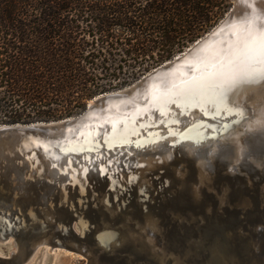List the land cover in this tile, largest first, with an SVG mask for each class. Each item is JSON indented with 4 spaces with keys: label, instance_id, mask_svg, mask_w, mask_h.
<instances>
[{
    "label": "water",
    "instance_id": "1",
    "mask_svg": "<svg viewBox=\"0 0 264 264\" xmlns=\"http://www.w3.org/2000/svg\"><path fill=\"white\" fill-rule=\"evenodd\" d=\"M230 1L232 6L223 19L207 34L186 48L183 53L154 68L131 85L95 97L80 115L50 122L0 125V221L3 224H0L2 225L0 233L2 237L10 234L9 231L13 227L5 219V216L18 214L28 218L27 223L24 221L19 224L23 235L25 232L29 233L28 239H37L42 232H46L48 235H52L51 239L55 245L80 252L87 258L88 264H161L160 260L149 256L153 247L148 242L151 237L157 235V231L151 227V218L153 219L151 214H158L157 216L160 215L165 219V215L174 213L171 211L172 206L181 207L173 201L179 192L178 180L167 186L170 190L169 195L161 196L164 198L161 200L162 204L165 205L164 208H160L158 211L153 210L155 212L141 209L132 215L134 218H131L132 212L127 210L128 186L125 188V185L131 180L133 181V177L131 175L130 179H126L124 176L123 179L115 181L113 176L120 169H123L121 171L128 169L126 166L128 164L136 165L139 160H143L144 154H151L152 158H158V154L165 152V148L174 147L173 150L177 156L171 160V164L175 167H167L160 172H166L170 177H176V171L181 164L178 162V158L187 161L191 169L198 166L194 165L198 159L195 155L199 149L198 146L189 150V146L193 145L190 143L183 149L184 143L174 141L169 146L164 144L156 149L149 148L147 153H141L143 152L141 150L146 151L145 147L141 149L131 144L134 149H141L137 151L138 155L134 154L133 157L136 158L132 159V156L127 155V153L133 155L132 149L130 151L124 150L130 143L106 148L107 146L103 141L104 135L100 134L98 141L103 148L107 149L101 156L86 153V151L92 152V150H69L68 147L71 143L82 140V132L86 128L107 129L109 124L105 121L103 124L96 123L99 116L104 118L115 114L127 117L129 112L148 102L151 88L159 81L167 80L166 78L177 73L180 69L192 72L191 62L199 56L198 54L206 46L218 42L226 36H232L235 31L243 33L250 27L264 28V0ZM236 28L239 29L235 30ZM173 110H169L167 116L173 115ZM151 113L155 114V118L160 116L163 117L162 120L165 119V114L159 113L157 109H151ZM178 113H176L177 116ZM146 114L148 115V113ZM141 119L142 116L137 117V123ZM207 119L211 120V118ZM152 124L154 122L144 124V127L139 129L140 135H148L153 131L162 132V128L159 129L162 124L158 127ZM219 134L220 132H218V136L208 138L202 141L203 144H198L201 147L200 153H202L200 157L205 160L203 169L207 176L208 186L200 187L195 184L197 191L201 192L198 195L195 190L196 199L210 200V202L204 210L197 211V221L192 222L190 228H187L186 221L179 218L175 225V236L169 242L172 248L175 247L174 250L170 249L171 252L177 253L178 251L181 256H185L184 263L189 261L190 264H198L197 259L204 256L205 264H212V261H207V253H209L211 244L201 245L199 243V238L202 237H206L207 241L211 240L204 230L205 228L208 229L206 220L209 222V226L215 220L217 222L223 220L224 222L222 226L213 225L211 227V238L217 237L218 245L221 242L222 245H227L226 242L229 241L234 242L236 239L231 237L230 233L234 229V232H239L237 225L240 229L244 223L243 220L247 223L257 222L256 219L263 222L260 220L264 217V148H262L264 146V132L255 133L251 136L242 135L241 141L248 149V153L251 154L245 168H234L232 165L236 164L235 161L240 156V149L238 154L232 155L233 161L225 165L222 154L224 147L222 144H216L224 132L220 136ZM168 137L174 138L172 134L161 136L163 139ZM146 147H151V145L148 144ZM216 147L221 150H219L221 157L218 158L217 162H213L212 159V162L207 163L206 151L212 148L215 150ZM106 154H108L107 158ZM185 154L192 155V157L187 158L184 156ZM229 166L234 169L228 172L225 168ZM73 177L75 178L74 182ZM138 180L140 179L138 178ZM153 180L154 178L151 176L148 181L149 186H147L151 191L157 188ZM229 186L237 192L234 198H230L226 194ZM240 187L244 191L241 192ZM142 196L143 194H140V200ZM237 197L238 199L242 197L241 204L243 206L236 203ZM157 200L160 199L157 198L155 201ZM165 203L170 207H167ZM53 206L59 212L65 211L68 216L61 224L44 223L40 217H36L39 213L40 216L45 215L46 209ZM197 206L195 202L191 203L189 211L192 208L197 209ZM241 212L244 216L241 215ZM34 218H38V221L33 220ZM73 223H76V226L81 229L79 235H75L73 232ZM135 228L137 229L133 232ZM249 229L250 226L248 225L246 230L249 232ZM214 230L219 232L222 240L218 238ZM105 231L112 234L109 241L104 238ZM89 232L91 236H89ZM22 234L18 235L20 239L23 237ZM130 234L132 235L129 237ZM240 235L239 240L241 241ZM242 240L244 245L241 246L240 250V264H264V247L250 241V238H248L249 242H244L243 237ZM229 252L223 256L224 258L227 257L226 264L235 253L232 252L229 255ZM236 253L238 254V252ZM256 258L257 260H255ZM171 261L180 263V258H170L166 260V264H171ZM19 262L15 260L5 261L0 258V264H17Z\"/></svg>",
    "mask_w": 264,
    "mask_h": 264
},
{
    "label": "trees",
    "instance_id": "2",
    "mask_svg": "<svg viewBox=\"0 0 264 264\" xmlns=\"http://www.w3.org/2000/svg\"><path fill=\"white\" fill-rule=\"evenodd\" d=\"M229 9L228 0H0V123L83 112L183 53Z\"/></svg>",
    "mask_w": 264,
    "mask_h": 264
},
{
    "label": "bare ground",
    "instance_id": "3",
    "mask_svg": "<svg viewBox=\"0 0 264 264\" xmlns=\"http://www.w3.org/2000/svg\"><path fill=\"white\" fill-rule=\"evenodd\" d=\"M238 29L239 28H236L235 30ZM261 33H264V28L256 29L250 27L248 30H246L243 33H239V31H235L232 36H228V37L226 36L224 39L218 42L216 41L217 43L214 42L213 44L206 46L200 52V54H198L199 56L197 55L198 57L191 62L193 68L192 72L180 69L177 71V73L171 75L169 78H166L167 80L159 81L153 88H151V91L149 92L148 102L145 103V105L143 104L142 107H139L136 110L129 112L127 117L121 115H115V114H113V116H106L104 118L103 116H99V120L97 119L96 123L103 124V121H105L106 123L109 124V127L107 129L96 128L95 130L91 127L86 128L82 132L83 134L82 140H80L77 143H71L68 149L92 150V152L86 151V153H91L96 156L98 155L101 156L103 153H105V151H107L106 148L114 147L115 145H120L123 143H127V144L130 143L128 146H126L124 150L130 151L132 149L133 155H129L128 153L127 155L129 157L130 156L133 157L134 154H137V151H140L143 147H145L146 151L141 150L143 151L141 153L144 152L147 153V150L149 148L156 149L158 148V146L164 144L166 146L167 145L169 146V144H173L174 141L184 143L183 146L185 147H183V149H185L188 144L193 143V145L189 146L190 148H193L194 146H197V144L202 143V141L216 136L218 132H220L219 136L224 132V134L221 135V139L216 144L218 143L222 144V147H224L223 150L225 149L227 152L228 149L229 151H235L234 148H236V151L238 152L239 146H235L236 143L233 141L232 137H230L232 136L233 133L238 132L239 136L242 137V135L251 136V135H255V133L264 132V124L261 125V127L257 128L259 129L258 131H254L249 127V125L246 124L248 120L252 121V120H256L257 118H261L260 121L261 124L264 123V64H260L255 61L250 63L245 59L244 56V53L246 51L245 46L247 41L249 39H258ZM188 79L189 82H187ZM173 104L175 105L172 106ZM151 109H157L159 113L165 114L164 116L165 119L162 120L163 117L160 116H157V118H155V114L151 113ZM171 109H174L172 111L173 115L167 116L168 111ZM146 113H148V115ZM176 113H178V116L176 115ZM183 114L186 116H184ZM139 116H142V119L140 120L139 123H137L136 119ZM207 118H211V120ZM151 122H154V124L152 125L157 127L160 124H162L161 127L159 128L160 130L162 128V132L157 133L153 131L151 133H148V135H142V134L140 135L139 129L144 127V124H150ZM259 123H257L256 121L255 124H259ZM223 125L224 127H222ZM100 134L104 135L103 141L107 146L106 148H103V146L98 141ZM167 134L169 135L172 134L174 138H169V137L165 139L161 138V136ZM131 144L134 147L141 149L136 150L132 147ZM148 144H150L151 147H146V145L148 146ZM243 148H245V144ZM262 148H264V146ZM173 149L174 147L165 148L164 149L165 152L161 154L159 153L158 158H152L151 154L150 155L144 154L142 157L143 160L142 159L139 160L134 166L130 164L126 165L128 166V169H124V171H121L123 169H120V171L115 176H113V179L115 181H119L121 178L123 179L125 175H127L126 179H130V176L132 175L131 170L137 171V169H138L137 171L138 175L140 176V174H142L141 172H139L140 168L146 170V167L152 166L151 162L153 160L151 159H154L155 161L153 165L154 164L155 165L153 167H157L156 172H159L158 174L163 173L162 175L165 176L164 178L165 181L163 182L167 184L163 188V190H161V194L163 193L165 196L169 195L170 190L168 189L167 186H169V184H174L178 180L177 183V187L179 190L177 195V197L179 198L178 204L186 205L185 200L186 198H188L193 202H195L197 205H199L200 202H203L205 200L196 199L197 195L195 192L197 191V188L192 190V192L190 191L189 193L187 192L189 188L185 187L181 177L178 174V171H176L177 179L176 177H170L166 172H160L161 167L167 168L169 166H165V165H172L167 162V159L168 156L170 155L174 159L177 156L176 152ZM107 157L108 154H106V158ZM134 158L136 157H133L132 159ZM223 158L225 165L230 164V161H233L231 154L228 155L223 154ZM178 159H179L178 162L183 164L182 166H184L185 164L180 162L181 159L180 158ZM202 160L204 159L202 158ZM143 161H147V163H145V165L140 167L141 164H143ZM240 163L242 165V162ZM194 165H198L197 166L198 168L197 167H195V169L187 168L189 173L188 176L196 175L198 182L201 183L200 187L202 186L207 187L208 186L206 180L207 176L204 175V169H203L204 164L195 163ZM123 172L125 175L122 174ZM132 177L134 181V176L132 175ZM72 179L74 182L75 178L73 177ZM192 179H195V177H193ZM158 180L159 178H154L153 181L156 182ZM133 181L131 180V182L129 183L128 188L130 189V191H127L129 192L127 193V195L134 196V194H136L140 197V194H142V191L144 190L143 189L142 191L138 189L136 190L135 187L133 186ZM189 182L193 183L191 180ZM135 190L137 191V193ZM240 191L242 192L244 190L241 189ZM148 192H151V190L148 189L145 192L146 195L149 197L150 196L149 194L151 193L148 194ZM197 194L199 195L201 194V192L197 191ZM226 194L228 197L234 198L235 197L234 194H237V192H232L227 187ZM236 199L238 200V197ZM141 200L143 201V199ZM238 201H236V203H240V205H242L241 200ZM143 202L146 205L148 201L145 199ZM208 202L209 200L205 201V206L209 204ZM205 206L203 208L199 206V208L201 210H204ZM54 208H55L54 206L51 208H47L45 215L40 216L39 213L36 215V217H40V220H42L44 223L55 222L56 224L59 225L68 216L66 215L65 211L62 210L61 212H59L57 211V208H55V210ZM171 208H172L171 211H173L174 213L171 212L170 214L165 215L169 227H167L164 234L160 233L159 230L161 228L159 227L158 229L157 222H155L152 218L150 222L151 227L157 231V236L160 234L161 244L159 243L160 245L159 247L163 248L165 251L170 253H172L170 251L172 245L169 244V242L175 236V233H173L172 230H175V225L177 220L182 217L181 215H177L176 213L177 209H175L173 206ZM188 208L190 207L188 206ZM143 209L145 211L146 209L151 211L150 208L147 206L144 207ZM192 210L189 212V214L187 213L189 216L184 215V218H182V220L184 221L186 220V222L189 223V226L191 225L192 222L197 221V219L195 218V216L197 215V211L193 212ZM168 215L170 216L172 215L174 218H171ZM155 216H157V214H155ZM33 220L38 221V218H34ZM263 222H260V224ZM206 223L208 229L204 227L205 228L204 230L206 231L207 237L211 239L209 240L211 242L210 243L211 246L209 248V253H207V261H212V264H220V262L222 264L224 261V264H226L227 257L224 258L223 256L225 254L227 255V252L230 251L229 255L232 252L235 253L238 252V254L233 253V255L231 256V260H233L232 262L236 260L240 264L241 263L240 250L243 241V240L241 241L239 240L240 233L232 232L233 234H231V237H234V239H236L234 242L233 241L226 242L228 243L227 245H222L223 243L221 242L220 245H217L218 243L217 237L213 239L211 238L212 237V235L210 234L212 231L211 227L213 225L222 226V224L219 223V220L218 222L215 220L214 222L211 223L210 226L208 225L209 222L207 220ZM0 224H2L1 221ZM74 224L76 223L72 224L73 232L75 233V235H79V233L77 234V232L74 230L76 226ZM189 226H187V228ZM252 227L250 228L252 229ZM255 228L256 227H254V229ZM79 231L81 232L80 228ZM127 231L129 233V230ZM133 231L135 232V230ZM214 232L217 234L218 238L222 240L219 232L216 230H214ZM136 233L138 232L136 231ZM110 235H112L110 232L107 231L104 232V238L107 239L108 241ZM89 236H91L90 232H89ZM130 236L131 234L129 235V237ZM257 236L258 235H255V237ZM4 237L0 235V240H2ZM17 237L20 241L22 240L20 239L19 236ZM240 237L242 239L241 235ZM253 237H251V240ZM51 238L52 235H48V233L42 232L40 234V237H38L37 239H32V240L28 239L27 246L24 245L26 241L24 243L20 242V244L19 242H16L12 245L13 250H11L9 255L7 256L0 255V258H2L5 261H10V260L20 261L17 264H24L31 258V256L35 252V249L40 245L48 244L52 247H62L55 245ZM65 240L68 241V239L66 238ZM154 240L156 241L157 239L151 237L148 243L152 245V242H154ZM199 240H200L199 243L201 245L207 244L209 242L207 241L208 239L206 237H202ZM214 245H217L216 246L217 248ZM174 248H172V250H174ZM177 253H175L176 254L175 257L169 256V259L170 258L176 259L177 257L181 256L180 253L178 254ZM149 256L154 258L152 255H150V253ZM167 256L168 255L165 254L162 257L156 256L155 258L160 260L161 264H164V261L166 262V260H168ZM181 257L183 258V260L180 261V263L178 262L176 263L175 260V261H171V264L184 263L183 261H185L184 259L185 256L183 255Z\"/></svg>",
    "mask_w": 264,
    "mask_h": 264
},
{
    "label": "rangeland",
    "instance_id": "4",
    "mask_svg": "<svg viewBox=\"0 0 264 264\" xmlns=\"http://www.w3.org/2000/svg\"><path fill=\"white\" fill-rule=\"evenodd\" d=\"M228 4H229V8H231V6H232V3H231V1L230 0H228ZM230 10V9H229ZM227 14V13H226ZM225 14V15H226ZM222 20V19H221ZM215 27V26H214ZM179 54H181V53H179ZM177 56V55H176ZM129 64V63H128ZM128 64H126L125 66H124V68L125 69H127V66H128ZM154 69V68H153ZM153 69H151L150 71H152ZM149 71V72H150ZM148 73V72H147ZM146 74V73H145ZM144 74V75H145ZM143 75V76H144ZM142 77V76H141ZM140 77V78H141ZM139 80V79H138ZM136 82V81H135ZM134 83V82H133ZM129 86V85H128ZM125 87H127V86H125ZM124 88V87H123ZM120 89H122V88H118V89H113V90H110V91H108V92H106V93H109V92H113V91H117V90H120ZM104 94V93H103ZM101 95V94H100ZM97 96H99V95H96V97ZM95 98V97H94ZM94 98H92L91 100H93ZM91 100H88L87 102H86V108H87V105L91 102ZM85 108V109H86ZM82 112H80V113H77V114H74L73 116H63L62 118H60V119H58V120H61V119H66V118H71V117H75V116H77V115H80ZM258 117V116H257ZM252 120V119H251ZM29 121H31V120H29ZM50 121H57V120H50ZM50 121H32V122H30V123H35V122H50ZM256 121H257V123H259L260 121H261V118H257L256 120H252V121H250V120H248V122L246 123L247 125H249V127L251 128V129H253L254 131H258L259 129H257V128H259V127H261V125H263L264 123H262L261 124V122L259 123V124H255L256 123ZM0 125H2L1 123H0ZM240 131V130H239ZM242 131V130H241ZM230 137H232V139H233V141L236 143L235 144V146H239V149H240V156H239V158L235 161L236 162V164H232V165H234V168H239V167H242V168H245L246 167V165L248 164V162H249V159L251 158V154L250 153H248V149L247 148H243V143L241 144V137L239 136V134H238V132L237 133H233L232 134V136H230ZM239 141H240V143H239ZM243 142H244V140H243ZM241 144V145H240ZM197 148H199V149H197V153L195 154V155H197V157H198V159H197V161H196V163H198V164H200V163H203L204 165H205V160H202V158L200 157L201 155H202V153H200L201 152V147L197 144ZM217 148V147H216ZM190 149H192V148H190L189 147V150ZM220 149L219 148H217V149H215V150H213V148L212 149H210V150H207L206 152H207V157H206V161H207V163H209V162H212V159H213V162L214 161H216L217 162V160H218V158L219 157H221V153H220V151H219ZM234 150L235 151H229V149H228V152L224 149L223 150V153L222 154H225V155H228V154H231V155H233V154H238V152L236 151V148H234ZM171 151V150H170ZM234 152V153H233ZM184 156H186L187 158H191L192 157V155H190V156H188L187 154H185ZM185 157V158H186ZM230 157V156H229ZM228 157V158H229ZM244 159H243V158ZM174 158L170 155V156H168V159H167V162L168 163H170L171 164V160H173ZM204 159V158H203ZM151 160H153L152 162H151V165L152 166H150V167H146V170L145 169H142V168H140V170H139V172H141L142 174H140V176L138 175V169H137V171H134V170H131L132 171V175L134 176V181H133V186L135 187V189L137 190H141L142 191V189L144 190V191H142V194H143V196L141 197V199H143V201L146 199L148 202L146 203V205H145V203L142 201V200H140V197L138 196V195H136V194H134V196L132 195V196H126L127 198H129V200L127 201V210L128 211H130V212H132L131 213V218H134L132 215H135L139 210L141 211V209H143L144 207H149L150 208V210L151 211H153V210H155V211H158L160 208L162 209V208H164L165 207V205H163L162 204V201L161 200H164V198H162L161 196H165L163 193L161 194V190H163V188L166 186V184H165V182H163V181H165L164 180V178H165V176L164 175H160V174H157L156 173V170H157V167H153L154 165H153V163H154V159H151ZM184 161V162H183ZM228 161V160H227ZM180 162H182V163H184L185 165V167L184 166H179V168H178V174H179V176L181 177V179H182V182L184 183V185H185V187H188L189 189L187 190V192L189 193V191L190 192H192V190H194L195 188H197V187H195V184H198L199 186L201 185V183H199L198 182V179H197V177H196V175H194V176H188V170H187V168H190L191 169V167L188 165V162L187 161H185L184 159H182L181 158V161ZM234 162V163H235ZM240 162H242V165H241V163ZM245 162V163H244ZM145 163H147V161H143V164H141V166L140 167H142L143 165H145ZM165 166H169L168 168H171V167H173V165H165ZM225 166V165H224ZM232 167V166H231ZM230 166H229V168H225L228 172L232 169H234V168H231ZM164 169V167H161V170H163ZM166 169V168H165ZM150 170V171H149ZM146 174V175H145ZM125 175V174H124ZM204 175H205V171H204ZM125 176H127V175H125ZM151 176H153V178H159V180L158 181H156V182H154L153 181V183H155L154 185H157V188H156V190H153V191H151V192H148V194L149 193H151V194H149L150 196L148 197L147 195H146V190H148V188L149 187H147V186H149V183H148V181L150 180V177ZM206 176V175H205ZM193 177H195V179H192ZM138 178L140 179V180H138ZM122 179V178H121ZM192 181L193 183H191V182H189V181ZM127 183V182H126ZM189 184V185H188ZM191 185V186H190ZM232 185V184H231ZM129 187V183L127 184V185H125V187ZM242 187V186H241ZM239 188V190H241L242 188ZM129 189V188H128ZM127 189V191H130V189L128 190ZM228 189L230 190V191H232V192H236V190L235 189H233V188H231L230 186L228 187ZM135 190V191H136ZM150 190V189H149ZM136 193H137V191H136ZM141 194V195H142ZM235 196L237 195V194H234ZM157 198H159L160 200H157V201H155ZM242 199V197L241 198H239L238 200H241ZM237 200V199H236ZM174 202H176V203H178V201H179V198L178 197H175L174 198V200H173ZM186 205H181V204H178V205H180L181 207H182V209H181V207H179V206H176V207H174L175 209H177L176 210V213H177V215H181L182 217L181 218H184V215H188L189 214V208H188V206L191 204V203H193V201L192 200H190V199H188V198H186ZM209 202H210V200H209ZM208 202V203H209ZM175 203V204H176ZM166 204V203H165ZM167 205V204H166ZM199 206L201 207V208H203L204 206H205V201H203V202H200V204L196 207L197 209H193L192 211L193 212H195V211H198V210H201L200 208H199ZM167 207H170V206H168L167 205ZM155 211H153V212H155ZM165 211V210H164ZM189 211V212H188ZM166 212V211H165ZM243 212V211H242ZM241 212V213H242ZM246 212H247V210H246ZM188 213V214H187ZM246 214V213H245ZM153 215V220L155 221V222H157V226H158V229H159V227L161 228L159 231H160V233L161 234H164L165 233V230L167 229V227H169V225L167 224V219H166V216H165V219L164 218H162V217H160V215L159 216H155L154 214H152ZM158 215V214H157ZM241 215H243V213L241 214ZM168 216H170V215H168ZM189 216V215H188ZM197 216L198 215H196L195 216V218L197 219ZM244 216V215H243ZM245 216H247V214L245 215ZM171 218H174L172 215L170 216ZM161 218V219H160ZM5 219L6 220H8L12 225H13V227L11 228V230L9 231L10 232V234H7V236H5L2 240H0V255H4V254H6V255H9V253L11 252V250H13V244L14 243H16V242H19V244H20V242L21 243H24L25 241V246H27L28 245V242H27V240H28V235H29V233L28 232H25V234L23 235L22 233V230L20 229V226L21 225H19L20 223H23L24 221L27 223V221H28V218H26V217H23V216H21V215H18V214H10L9 216H5ZM157 219H159V220H161V222H158L157 221ZM175 219H176V217H175ZM178 219V218H177ZM186 221V220H185ZM256 221L257 222H253V223H247L245 220H243L242 222H244L242 225H241V228L239 229L238 228V230H240L239 231V233L242 235V237H243V239H244V242H249L248 241V238H250V241H252V242H254L255 244H257V245H261L262 247H264V222L263 223H261L260 224V222L258 221V219H256ZM260 221H264V217H262V219L260 220ZM219 222L223 225L224 224V222H223V220H219ZM167 224V225H166ZM187 224H188V226H189V223L187 222ZM253 225V227H252V225ZM258 224H260V225H258ZM18 225V226H17ZM74 225H76V224H74ZM250 226V227H252V229L250 228L249 229V232L246 230V228H247V226ZM165 226V227H164ZM1 227H2V225H1ZM237 227H239L238 225H237ZM254 227H256L255 229H254ZM258 227V228H257ZM189 228H190V226H189ZM137 228H135L134 230H136ZM139 229V228H138ZM74 230L77 232V234L79 233L80 234V231H79V226H75V228H74ZM251 230V231H250ZM1 231V230H0ZM173 231V233H175L174 231L175 230H172ZM235 231V229L233 230V231H231V233L230 234H233L232 232H234ZM255 233H254V232ZM134 232V231H133ZM238 232V231H237ZM235 233V232H234ZM254 233V234H253ZM259 233V234H258ZM18 236H20L21 234L23 235V238H22V240L20 241L19 239H18V237L16 236V235ZM167 234H168V232H167ZM1 235V234H0ZM132 235V234H131ZM255 235H258L257 237L259 238H257V237H255ZM228 236V235H227ZM246 236V237H245ZM254 236V237H253ZM260 236V237H259ZM167 237H168V235H167ZM229 237V236H228ZM251 237H253L252 238V240H251ZM154 238H156L157 240L155 241L154 240V242H152V253H150V255H152L153 257H156V256H160V257H162L163 255H165V254H167L168 256H167V258H168V260H169V256H172V257H175L176 256V252H172V253H170V252H167V251H165L163 248H161V247H159L160 245H159V243L161 244V240H160V234L157 236H154ZM257 238V239H256ZM200 239V238H199ZM229 239H230V237H229ZM242 240V239H241ZM235 241V240H234ZM211 242L209 241L207 244H210ZM217 245H218V243H217ZM217 245H214L215 247L217 246ZM242 245H244V243L242 244ZM241 245V246H242ZM217 248V247H216ZM178 252V251H177ZM202 258H198L197 259V263L198 264H205L206 262L204 261L205 260V258H204V256H201ZM263 257H264V255H263ZM177 258H180V261H182L183 260V258L181 257V256H179V257H177ZM195 260V259H194ZM255 260H257V258L255 259ZM233 260H230V261H228V263L227 264H239L238 263V261H234V262H232ZM202 262V263H201ZM24 264H88V260H87V258H85L82 254H80V252H75V250L73 251V250H70V249H67V248H65V247H52V246H50V245H48V244H43V245H40V246H38L36 249H35V252L33 253V255L31 256V258L27 261V262H25ZM164 264H166V262L164 261ZM184 264H190V262L189 261H187V263H184Z\"/></svg>",
    "mask_w": 264,
    "mask_h": 264
},
{
    "label": "snow or ice",
    "instance_id": "5",
    "mask_svg": "<svg viewBox=\"0 0 264 264\" xmlns=\"http://www.w3.org/2000/svg\"><path fill=\"white\" fill-rule=\"evenodd\" d=\"M245 48L244 56L248 62L264 64V33H261L258 39H249Z\"/></svg>",
    "mask_w": 264,
    "mask_h": 264
}]
</instances>
